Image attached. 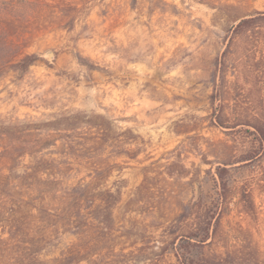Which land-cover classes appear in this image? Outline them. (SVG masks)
<instances>
[{"label": "rangeland", "instance_id": "374dc122", "mask_svg": "<svg viewBox=\"0 0 264 264\" xmlns=\"http://www.w3.org/2000/svg\"><path fill=\"white\" fill-rule=\"evenodd\" d=\"M20 1L0 5V264H53L77 244L81 264H264V151L253 127L264 124V0ZM40 12L64 23L26 25ZM6 19L23 27L8 36ZM14 55L37 61L22 72L9 66ZM68 117L75 131L46 127ZM16 125L57 134L36 159L72 163L68 184L95 183L97 208L86 203L82 217L99 226L107 215V231L81 242L52 235L55 222L31 237L14 229L47 202L38 194L21 206L19 176L34 160L18 149Z\"/></svg>", "mask_w": 264, "mask_h": 264}, {"label": "trees", "instance_id": "16d2710c", "mask_svg": "<svg viewBox=\"0 0 264 264\" xmlns=\"http://www.w3.org/2000/svg\"><path fill=\"white\" fill-rule=\"evenodd\" d=\"M24 3L25 1L20 0H0V5L3 6V9L5 11L9 8L13 9L17 8L18 6H22ZM252 21L253 19L243 20L237 26L236 31H239L243 27H246V25H249ZM61 23H64L62 19L53 20L52 17H48L46 16V14L40 12L35 17L34 21H31L26 25H43L46 29L47 27H52V25H58ZM3 24L5 25V29L8 32V36H13L14 33H17V31L21 27H23V23L18 22V20L16 19H6L4 20ZM36 61L37 57L35 55H25L20 60L18 59V56L14 55L13 60L9 61L11 62L9 66L25 72L30 66L35 64ZM69 121L70 123L67 124ZM76 121V117L62 118L60 120H57L56 122L47 124L46 127L50 129L54 125H61L65 123L67 125L66 127H73L71 129L68 128L66 131H75L76 126L74 125L76 124ZM103 125L104 124H100L98 126V131L96 132L97 135L94 138L95 143L100 146L106 145L110 141L108 131L106 128H104ZM216 125L221 128H229L225 126L226 124L222 121L221 117L218 118ZM253 127L255 129L256 135L258 136L260 148L264 151V124H254ZM11 130L13 132L12 135L19 138V141H17L18 143H20L21 147L19 146L18 149H22V156L28 155L34 160V164L27 166L24 173L19 176V184L17 185V187L20 189V193L22 192L23 194L21 195L22 200H20L21 206L23 205L27 207V205L29 204L24 199L25 197L27 199L31 198L34 201L36 200V195L38 194L44 203L47 201L45 206L38 209V215H34L31 212L29 213L27 211L24 215L20 216L18 220H15L17 224L13 226L14 229L16 231L18 230V232H20V230H24L27 233L26 236L31 237V233L34 232L36 228L40 229L39 224H43L46 221L52 223L55 222V224L53 225L54 229L51 232L52 235L58 233L59 230H64L66 232H72L75 235H78L81 242L83 238L87 236L95 239L97 234L96 231L99 228L103 231H107L109 229L108 221H110V218L107 215L102 218V220L100 221L101 224L99 226L95 224L88 225L86 223L85 216L82 217V211L86 208V203L90 202V204H92V208H97L93 199L96 194L95 190L97 189L96 186L93 185L94 182L83 183V180H81L76 184H68L67 182H64L63 179L68 173V170H73L72 167L70 168V166H73L72 163H67V166L63 167V163H59L57 166H54L52 164L44 162V158H41L40 160L36 159V154L39 153L38 149L44 148L50 141V138L56 137L57 134L53 135L52 133H48L45 137H43L41 134H38V132H36L40 130L37 128V125H16L12 127ZM50 130L56 132L63 131L64 129L54 128ZM66 137L70 139L71 136ZM89 141L92 142L91 139H89ZM68 145H71V143H69ZM261 149L256 150L255 155H259ZM255 155L249 159L252 160L256 158L257 156ZM102 170L103 166L94 168L93 179H98V175ZM227 171L228 170L226 168H223L218 174L219 178L222 181V189L224 192L228 190V186L225 180ZM109 197L112 200L111 202L115 204L117 199H115L114 202V195L112 193H109ZM108 207L111 208L112 206H107L105 210ZM33 209H36V206H34ZM95 209L93 211H95ZM86 227H88L87 230L85 229ZM18 232H16L17 236ZM19 235L23 237L24 234L20 233ZM105 235L107 236L108 234L106 233ZM178 246L176 247L178 248ZM84 253L85 249L82 246L80 247L79 244L74 245L73 247L68 249L66 253H62V256L60 258H54L53 264H81V262L84 260Z\"/></svg>", "mask_w": 264, "mask_h": 264}, {"label": "bare ground", "instance_id": "6f19581e", "mask_svg": "<svg viewBox=\"0 0 264 264\" xmlns=\"http://www.w3.org/2000/svg\"><path fill=\"white\" fill-rule=\"evenodd\" d=\"M48 55L52 56V53H49Z\"/></svg>", "mask_w": 264, "mask_h": 264}, {"label": "water", "instance_id": "95a60500", "mask_svg": "<svg viewBox=\"0 0 264 264\" xmlns=\"http://www.w3.org/2000/svg\"><path fill=\"white\" fill-rule=\"evenodd\" d=\"M50 56V55H49ZM53 56V55H52ZM52 56H50V57H52Z\"/></svg>", "mask_w": 264, "mask_h": 264}]
</instances>
